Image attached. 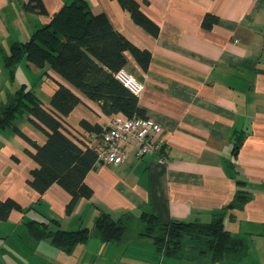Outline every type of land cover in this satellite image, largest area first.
I'll use <instances>...</instances> for the list:
<instances>
[{
  "label": "crops",
  "instance_id": "obj_1",
  "mask_svg": "<svg viewBox=\"0 0 264 264\" xmlns=\"http://www.w3.org/2000/svg\"><path fill=\"white\" fill-rule=\"evenodd\" d=\"M75 1L40 0L42 11L30 12L29 0H0V111L21 89L53 110L51 99L63 85L81 101L62 117L63 132L85 149L90 134L98 133L81 122L105 130L115 115L48 66L38 68L26 57L14 72L6 66L14 44L30 41ZM81 1L149 53L146 71L131 51L124 68L144 84L138 103L161 127L151 138L166 164L158 163L159 154L141 156L127 144L125 163L88 172L89 194L67 214L71 194L65 188L55 183L41 194L29 184L38 167L34 144L44 145L48 135L27 112L19 114L0 128V201L18 206L0 220V264H162L164 254L141 236L144 224L132 231L144 214L163 222L221 217L247 249L220 264H264V0H129L128 9L118 0ZM104 214L133 226L121 240L103 242L94 227ZM53 220L52 232L88 229L91 237L68 255L50 238L31 235L29 222Z\"/></svg>",
  "mask_w": 264,
  "mask_h": 264
},
{
  "label": "trees",
  "instance_id": "obj_2",
  "mask_svg": "<svg viewBox=\"0 0 264 264\" xmlns=\"http://www.w3.org/2000/svg\"><path fill=\"white\" fill-rule=\"evenodd\" d=\"M126 9L129 0H118ZM40 0H29L25 9L42 11ZM144 25H148L142 23ZM131 51L139 66L146 71L150 64L147 51H142L115 31L103 16L94 15L84 1H75L65 6L49 25L39 29L24 44H14L6 66L13 70L22 57L38 67L48 66L64 80L78 89L88 100L99 103L107 115L124 119H146L139 106V99L130 93L114 74L126 65L125 52ZM80 99L67 87L59 85L52 99L53 110L45 109L31 91L20 90L8 100L0 111V128L12 125L14 118L27 112L31 122L48 135L47 142L36 148L33 156L38 167L31 173L29 184L43 194L57 183L71 194L67 214H71L83 196L89 194L84 180L96 168L97 154L85 143L80 145L64 134L67 130L62 117L68 116L80 104ZM85 129L101 137L104 130L89 127ZM18 134L26 139L19 129ZM17 204L8 199L0 201V220H7ZM144 229L141 236L151 239L165 257L183 259L198 264H217L224 260H238L246 252L245 242L225 230L221 217L209 223L161 221L154 214L141 218ZM50 222L28 223L31 235L36 240L50 238L52 243L66 254L79 244L86 243L91 231L52 232ZM124 221H115L104 214L95 222L94 231L103 242L122 239L127 227Z\"/></svg>",
  "mask_w": 264,
  "mask_h": 264
},
{
  "label": "built area",
  "instance_id": "obj_3",
  "mask_svg": "<svg viewBox=\"0 0 264 264\" xmlns=\"http://www.w3.org/2000/svg\"><path fill=\"white\" fill-rule=\"evenodd\" d=\"M127 90L138 99L144 90V84L125 68L114 74ZM161 127L151 119H124L115 116L104 130L101 137L90 134V148L97 154L96 165H121L128 158L126 145L132 144L138 148L141 156L159 154V164H166V157L162 153L159 143L152 140L151 136L159 133Z\"/></svg>",
  "mask_w": 264,
  "mask_h": 264
},
{
  "label": "rangeland",
  "instance_id": "obj_4",
  "mask_svg": "<svg viewBox=\"0 0 264 264\" xmlns=\"http://www.w3.org/2000/svg\"><path fill=\"white\" fill-rule=\"evenodd\" d=\"M14 68L15 67H13V72H14ZM7 73H10L8 70H7ZM11 74V73H10ZM15 83V82H14ZM135 223H136V221H135ZM133 224L132 225V223L131 222H125L124 224L126 225V227L127 228H130V227H132L133 226V228H132V231L133 232H136V231H138V229L139 228H142L143 227V223H136V224ZM131 231V232H132ZM225 261L226 262H230V260H224V261H221V262H218L217 264H220V263H222V262H224L225 263ZM235 261V260H234ZM157 264H161V262H159V260H158V263ZM162 264H196V263H194V262H190V261H188V260H183V259H177V260H175V259H170V258H164L163 260H162ZM198 264V263H197Z\"/></svg>",
  "mask_w": 264,
  "mask_h": 264
}]
</instances>
